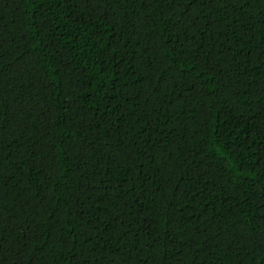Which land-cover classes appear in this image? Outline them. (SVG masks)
Masks as SVG:
<instances>
[{
	"label": "trees",
	"instance_id": "trees-1",
	"mask_svg": "<svg viewBox=\"0 0 264 264\" xmlns=\"http://www.w3.org/2000/svg\"><path fill=\"white\" fill-rule=\"evenodd\" d=\"M0 264H264V0H0Z\"/></svg>",
	"mask_w": 264,
	"mask_h": 264
}]
</instances>
